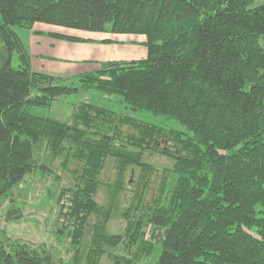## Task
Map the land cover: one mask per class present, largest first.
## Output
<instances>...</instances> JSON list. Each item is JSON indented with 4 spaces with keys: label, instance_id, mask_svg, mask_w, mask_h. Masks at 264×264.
<instances>
[{
    "label": "trees",
    "instance_id": "obj_1",
    "mask_svg": "<svg viewBox=\"0 0 264 264\" xmlns=\"http://www.w3.org/2000/svg\"><path fill=\"white\" fill-rule=\"evenodd\" d=\"M36 24L144 35L148 53L72 78L39 73L16 30ZM82 91L120 96L133 111L181 126L92 102L78 104L68 122L36 111ZM41 151L47 158L36 156ZM146 152L173 161L161 195L149 203L156 168ZM109 157L118 172L102 204L97 194ZM55 160L75 179L60 190L56 224L68 239L67 264H101L105 257L142 264L157 250L155 264H264V0H0V208L28 176L51 174L48 161ZM134 169L143 185L121 211ZM118 212L125 227L112 233ZM23 216L22 207L5 213L7 222ZM0 264L60 263L45 245L13 239L0 227Z\"/></svg>",
    "mask_w": 264,
    "mask_h": 264
},
{
    "label": "rangeland",
    "instance_id": "obj_2",
    "mask_svg": "<svg viewBox=\"0 0 264 264\" xmlns=\"http://www.w3.org/2000/svg\"><path fill=\"white\" fill-rule=\"evenodd\" d=\"M20 37L25 42L26 46L29 42V29L16 28ZM28 48V47H27ZM20 60L16 53L13 58V65L18 67ZM81 102H92L96 104L109 107L119 112L121 115H129L137 118L140 121L148 122L165 127H180L175 120L168 119L162 115H155L152 112L145 110L133 111L128 108L127 104L120 96H105L96 91L79 92L58 97L51 107L37 109L36 111L43 115L52 116L63 122L71 120L74 111ZM123 131L133 132L134 129L129 126H124ZM40 154V155H39ZM36 156H41L43 159L47 158L45 153L41 151ZM145 160L155 166L156 170L151 174V185L146 194V203L158 198L161 193L163 176L166 174L165 169L172 166L173 161L158 152H146L144 154ZM61 160L53 162L48 161V165L53 168L50 174H41L36 172L30 175L22 182L11 194L13 202L7 199L3 206L0 208V227L6 228L7 233L13 239H20L35 246H44L53 252L56 261L60 264H67L69 257L67 251L68 239L61 238L56 233V224L60 215L59 195L60 190L64 186L72 185L75 179L69 173L62 170L59 166ZM74 169V166L71 165ZM116 161L109 157L106 162L104 171L102 172L101 179L103 185L97 194V200L102 204H107L110 201L109 185L115 182L117 177ZM58 174V177L55 175ZM129 182V183H128ZM143 180L141 178L140 169H134L127 172L125 192L120 197L121 211L129 207L138 191L141 190ZM22 207L23 218L19 221L7 222L5 213L11 207ZM125 227V222L122 219L121 213H116L109 224V230L112 233L122 232ZM159 249V246H157ZM159 253H155L154 257L142 264H155L158 259ZM101 264H111L105 257Z\"/></svg>",
    "mask_w": 264,
    "mask_h": 264
},
{
    "label": "crops",
    "instance_id": "obj_3",
    "mask_svg": "<svg viewBox=\"0 0 264 264\" xmlns=\"http://www.w3.org/2000/svg\"><path fill=\"white\" fill-rule=\"evenodd\" d=\"M48 32L76 35L88 41L75 42L41 34ZM29 34L27 47L33 70L61 78L96 71L102 62L144 59L148 53L144 35L86 32L49 24H36Z\"/></svg>",
    "mask_w": 264,
    "mask_h": 264
}]
</instances>
